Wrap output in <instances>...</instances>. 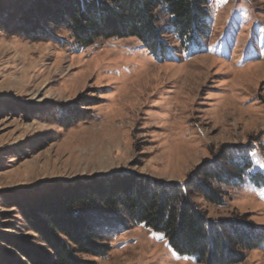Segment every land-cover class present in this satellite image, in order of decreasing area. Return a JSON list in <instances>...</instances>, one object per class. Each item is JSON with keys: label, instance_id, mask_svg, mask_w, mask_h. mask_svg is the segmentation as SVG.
<instances>
[{"label": "rangeland", "instance_id": "rangeland-1", "mask_svg": "<svg viewBox=\"0 0 264 264\" xmlns=\"http://www.w3.org/2000/svg\"><path fill=\"white\" fill-rule=\"evenodd\" d=\"M15 2L0 0L11 13ZM208 9L207 32L189 51L158 12L165 58L135 37L79 47L64 28L39 40L0 30V264H32L25 247L47 252L20 207L56 184L120 173L175 187L226 150L248 151L243 182L216 185L222 205L195 191L192 200L208 218L242 216L264 230V0H209ZM256 172L263 182L251 180ZM106 242L103 257L78 256L203 264L141 224ZM237 264H264V244Z\"/></svg>", "mask_w": 264, "mask_h": 264}, {"label": "trees", "instance_id": "trees-1", "mask_svg": "<svg viewBox=\"0 0 264 264\" xmlns=\"http://www.w3.org/2000/svg\"><path fill=\"white\" fill-rule=\"evenodd\" d=\"M15 12L0 4V30L31 40L54 38L64 28L79 47L98 39L135 37L150 53L166 57L168 45L158 26L167 29L183 51L198 47L210 17L209 0H15ZM3 19V18H2ZM12 22V24H10ZM216 166H199L183 185L156 186L146 178L114 173L56 184L20 207L21 215L47 252L22 254L32 264H94L79 257H103L109 234L143 225L164 235L178 254L203 264H237L245 252L264 244V230L240 216L211 219L192 200L193 191L208 203L222 205L216 185L235 186L251 168L247 150H231ZM251 180L263 182L256 172Z\"/></svg>", "mask_w": 264, "mask_h": 264}]
</instances>
